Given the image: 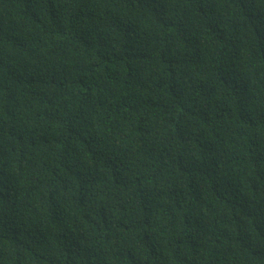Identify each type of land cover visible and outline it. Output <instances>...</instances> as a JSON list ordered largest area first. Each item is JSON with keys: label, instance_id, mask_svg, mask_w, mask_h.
<instances>
[{"label": "trees", "instance_id": "obj_1", "mask_svg": "<svg viewBox=\"0 0 264 264\" xmlns=\"http://www.w3.org/2000/svg\"><path fill=\"white\" fill-rule=\"evenodd\" d=\"M0 264H264V0H0Z\"/></svg>", "mask_w": 264, "mask_h": 264}, {"label": "clouds", "instance_id": "obj_2", "mask_svg": "<svg viewBox=\"0 0 264 264\" xmlns=\"http://www.w3.org/2000/svg\"><path fill=\"white\" fill-rule=\"evenodd\" d=\"M180 42H183V41H180ZM180 42H178V43H180Z\"/></svg>", "mask_w": 264, "mask_h": 264}]
</instances>
